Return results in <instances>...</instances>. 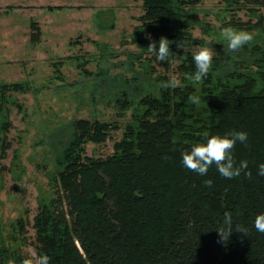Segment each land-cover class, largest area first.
Instances as JSON below:
<instances>
[{"label":"trees","instance_id":"1","mask_svg":"<svg viewBox=\"0 0 264 264\" xmlns=\"http://www.w3.org/2000/svg\"><path fill=\"white\" fill-rule=\"evenodd\" d=\"M140 1L144 11L133 37L140 51L131 61L132 68L139 61V75L118 74L120 82L111 78L106 86L118 115L132 108V117L113 151L97 156L87 154V143H106L121 129L119 123L70 122L56 145L50 198L38 204L33 217L27 212L15 221L20 241L33 244L37 255L47 253L50 264H264V233L253 224L264 211V177L256 175L264 162V0H225L233 7L251 5L255 20L234 16L224 26L257 33L230 54L219 49L200 81L189 78L195 71L191 47L199 42L191 28L197 24L213 32L210 22L198 16L202 0ZM162 35L170 40L167 61L147 50ZM180 40L185 49L177 46ZM155 62L166 74L157 72ZM173 65L181 75L176 87L167 86ZM109 74L106 68L98 73L106 76L104 85ZM23 89L19 82L1 85L0 135L10 129L5 93ZM231 129L249 134L232 151L237 163L248 161L251 177L244 172L222 177L214 164L206 176L182 166L181 152L204 133ZM8 147L3 145L2 152ZM208 178L211 186L204 183ZM225 211L232 213L234 224L248 228L247 235L234 230L226 244L215 228ZM26 253L0 237V264Z\"/></svg>","mask_w":264,"mask_h":264},{"label":"rangeland","instance_id":"2","mask_svg":"<svg viewBox=\"0 0 264 264\" xmlns=\"http://www.w3.org/2000/svg\"><path fill=\"white\" fill-rule=\"evenodd\" d=\"M196 8L213 32L197 24L191 28L199 40L192 50L207 44L217 53L225 49L220 40L226 21L234 16L255 20L251 5L202 0ZM143 11L140 0H0V87L19 82L24 88L5 93L10 121L0 135V237L5 243L37 255L33 244L20 241L15 221L27 212L33 217L38 204L50 198L56 145L72 120L98 118L121 126L106 143H87L88 155L110 153L121 138L133 109L120 117L106 86L111 78L119 83L118 74L139 75V61L133 68L131 61L140 51L133 37ZM101 68L111 73L106 85V76L98 75ZM155 68L166 74L157 62ZM167 74L181 78L174 65ZM5 144L9 147L2 152Z\"/></svg>","mask_w":264,"mask_h":264},{"label":"clouds","instance_id":"3","mask_svg":"<svg viewBox=\"0 0 264 264\" xmlns=\"http://www.w3.org/2000/svg\"><path fill=\"white\" fill-rule=\"evenodd\" d=\"M253 38L254 33L250 30L226 26L222 29L220 41L224 43L225 52L230 54L244 47ZM169 41V38L165 35H162L158 40L152 39L147 46V50L150 53H154L157 60L167 61L171 55ZM176 43L182 49H185L187 46L183 40L176 41ZM215 54L213 47H209L207 44L199 46L198 49H193L192 60L195 64V71L189 78L195 81L206 78L212 68ZM179 83L180 81L173 76L169 79L167 86L176 87ZM190 99L194 103L198 100L197 97H190ZM248 135V132L243 129H231L224 133H204L202 139L192 143L181 152L182 166L201 176H206L209 167L214 164L222 177L231 179L239 177L242 172L246 176L251 177L252 173L246 171L248 161L240 160L237 163L232 151L238 141L246 143ZM256 175L264 177V162L258 164ZM204 183L211 186L213 181L211 178H208L204 180ZM253 224L257 232L264 233V211L255 215ZM215 228L218 232V239L225 244L229 241L234 230L246 235L248 234V228L244 224H234V218L230 211L224 212L222 222ZM7 264H50V257L44 252L35 256L29 252L19 260H8Z\"/></svg>","mask_w":264,"mask_h":264}]
</instances>
